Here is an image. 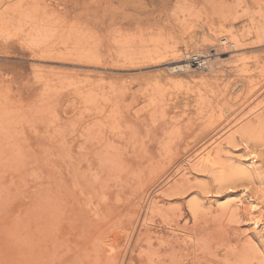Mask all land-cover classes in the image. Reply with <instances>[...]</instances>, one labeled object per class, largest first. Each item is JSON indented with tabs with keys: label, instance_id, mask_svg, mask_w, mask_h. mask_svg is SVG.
<instances>
[{
	"label": "rangeland",
	"instance_id": "obj_1",
	"mask_svg": "<svg viewBox=\"0 0 264 264\" xmlns=\"http://www.w3.org/2000/svg\"><path fill=\"white\" fill-rule=\"evenodd\" d=\"M263 219L264 0H0V264H264Z\"/></svg>",
	"mask_w": 264,
	"mask_h": 264
},
{
	"label": "bare ground",
	"instance_id": "obj_2",
	"mask_svg": "<svg viewBox=\"0 0 264 264\" xmlns=\"http://www.w3.org/2000/svg\"><path fill=\"white\" fill-rule=\"evenodd\" d=\"M209 33V32H208ZM212 33V32H211ZM212 36H214V35H212ZM228 40H230V45H232V46H235L236 44H237V39L235 38V37H230V38H228ZM225 43H226V40L224 41ZM197 54V53H196ZM187 58H189V56H187ZM204 61H206L205 59H204ZM243 65V64H242ZM189 66H190V64L189 63H185V64H178V65H174V66H172L170 69L171 70H184V69H188L189 68ZM239 66V64L237 65V67ZM254 146V145H253ZM246 157H248L247 158V160H248V164H249V166L250 167H252L253 169H255V170H259V169H261V167L262 166H260V160H259V157L257 156V154H256V152L255 151H253V150H251V151H247V154H246ZM249 166H248V168H249ZM238 167H236L235 169H234V171L236 170V174L238 173H240V175H238L237 177H239V176H241V174H242V171H243V167H242V171L241 170H239V169H241V168H238ZM248 168H246V169H248ZM232 169V168H231ZM250 170H252L251 168H249ZM245 171V170H244ZM244 171H243V175H246L245 173H247V172H245L244 173ZM250 172V171H249ZM256 172V171H255ZM227 173V172H226ZM254 173V172H253ZM234 174V177H235V172L233 173ZM249 174H251V172L249 173ZM231 175H232V173H230V176H228V177H224V178H221V179H223V181H225V182H229L230 180H232V177H233V175H232V177H231ZM219 177H221V176H219ZM231 177V178H230ZM225 179V180H224ZM223 183V182H222ZM250 199V198H249ZM251 205H250V211H251V213L254 215V224H255V226H259L258 224H259V218H258V216L256 215V213H255V210H257L256 208H257V202L255 201V200H253V199H251V203H250ZM259 212V211H258ZM264 220V219H263ZM253 224V225H254Z\"/></svg>",
	"mask_w": 264,
	"mask_h": 264
}]
</instances>
